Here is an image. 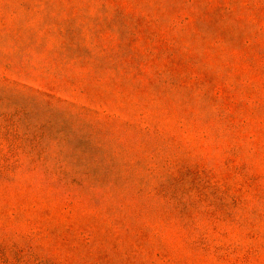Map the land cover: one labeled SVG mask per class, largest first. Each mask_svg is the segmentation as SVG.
Wrapping results in <instances>:
<instances>
[{"label": "rangeland", "instance_id": "1", "mask_svg": "<svg viewBox=\"0 0 264 264\" xmlns=\"http://www.w3.org/2000/svg\"><path fill=\"white\" fill-rule=\"evenodd\" d=\"M0 264H264V0H0Z\"/></svg>", "mask_w": 264, "mask_h": 264}]
</instances>
